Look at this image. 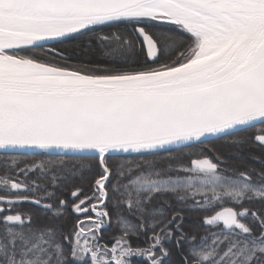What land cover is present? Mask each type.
<instances>
[{"label":"snow or ice","instance_id":"1","mask_svg":"<svg viewBox=\"0 0 264 264\" xmlns=\"http://www.w3.org/2000/svg\"><path fill=\"white\" fill-rule=\"evenodd\" d=\"M157 24L175 29L150 31ZM121 26L130 32L100 35L98 43L115 40L132 55L139 41L153 64L170 54L164 40L181 50L168 63L131 69L112 66L128 63L129 56L79 64L66 49L48 48L46 61L35 58V50L50 42ZM26 50L30 55L21 54ZM245 129H254L255 141L264 145V0H0V156L8 159L6 169L15 170L0 175V264H130L132 257L165 264L171 253L164 242L173 240L182 264H264V209L223 206L224 201H264V173L260 183L244 171L228 174L219 156L214 162L202 151L186 153L195 158L163 170L143 159ZM24 150L55 153L60 164L69 154L98 161L91 193L80 187L70 193L77 201L71 211L85 217L64 236L70 255L57 241V230L29 226L31 215L14 207L32 203L53 217L69 207L64 199L56 209L43 203L55 194L36 181L18 179L36 170L55 171L48 167L51 159L19 168L16 155ZM120 154L125 159L110 165L109 157ZM173 171L183 175L167 174ZM51 180L56 187L57 176ZM164 193L190 210L219 208L202 222L222 228L197 240L183 230V215L168 218V201L145 207ZM109 202L122 231L111 248L99 245L96 235L110 223ZM125 207L139 213L138 223L124 218ZM249 217L258 236L242 222ZM140 232L147 247L134 248L130 236Z\"/></svg>","mask_w":264,"mask_h":264},{"label":"trees","instance_id":"2","mask_svg":"<svg viewBox=\"0 0 264 264\" xmlns=\"http://www.w3.org/2000/svg\"><path fill=\"white\" fill-rule=\"evenodd\" d=\"M175 29V25L171 24H157L150 31L156 33H168L171 30ZM111 32H121V33H129L130 29H125L121 26L119 29L117 28H97L94 31L87 32L84 34L75 35L74 38L65 40L63 43L53 42L48 45H45L43 49L35 50V58L44 62L46 61V57L51 55L46 52L48 48H56L60 50L66 49L71 56L72 63H108L112 58H115L117 61L122 56H129L128 63H115L112 66L122 69H131L138 68L141 66L148 67H157L159 64L168 63L171 60L176 58L177 51L181 50L177 48V45L171 43L167 40H164V49L167 53L155 63H151L148 58H146V50H143L137 41L135 53L129 55L122 47L118 46L115 40L111 42H104L103 44L98 43V37L100 35H107ZM155 39V37H154ZM163 39V38H161ZM105 53H109V56H105ZM22 55H30V50H26L21 53ZM259 127V126H258ZM258 134L254 129H245L233 134L232 137H224L220 139H212L208 140L203 144L193 145L192 147H181L174 148L171 151H163L155 156H145L144 160H151L154 162L155 168L159 170L166 169L168 164L171 163L173 166L177 164H187L191 158L188 155H185L189 152H203V154L213 159L215 162V157L219 156L221 160L225 163L221 164V168L228 169L231 174V170H235L236 172L244 171L251 178L260 183V173H264V145L257 143L255 141V135ZM242 139L243 142L236 144L227 141H231L233 139ZM182 157V158H181ZM129 159H135L137 163L141 164L142 168L146 166L142 163L141 158L133 157L131 154L128 156ZM181 158V159H176ZM16 159L19 160L18 167L23 168L25 165H31L37 161H48L49 159L53 160L54 163L48 165L50 169H55V171H49L45 175H41L39 170L32 171L25 178L23 174L19 176L18 179H26L28 182L36 181L37 184L44 185L45 189L49 192H53L55 195L53 198L46 199L43 203H51L56 209L59 205V200L64 199L68 202L69 207L67 209H63L64 215L60 217H53L51 212H45L42 208L34 206L28 203H21L15 205L16 211L24 214L27 213L31 215V227L36 228H44L52 227L54 230H57L56 239L58 242L62 243L63 247L67 250V253L70 255V247L67 242L64 241V236L70 233L75 227L76 222L78 220H84L85 217L82 215H76L71 211V204L76 203L77 201H73L70 197L71 191L75 188L80 187L84 190L86 194H90L92 191V185L94 183V179L98 174V161L93 156H68L65 158L63 164L59 163V158L53 154H26L23 156L16 155ZM125 159L124 155H113L109 157L110 165L118 164ZM6 163H8V159L5 156H0V175H4L6 171H10L13 175L15 174V170H8L5 168ZM81 165H87L81 169ZM75 170V174H71L68 170ZM168 175L175 176L177 174L183 175V173H176L175 171L167 173ZM56 175V187L52 186L51 176ZM66 177V178H63ZM40 194H43V189H38ZM0 194H3L0 192ZM83 197H81L82 199ZM196 199H201V197H196ZM163 201H168L170 207H165V211L168 215V218H171V215L174 212H179L184 216L183 222V230L187 233L195 234L197 240L206 234L212 232H218L222 228L220 226H204L202 220L205 216H210L214 214V211H218L219 208L214 209L213 211H203V210H190L185 205L181 204L175 199V196L170 193H164L161 195H156L147 204L145 207L148 209L164 207L162 204ZM191 203V200L187 202ZM224 207H233L237 211H242L244 208H249L252 210H262L264 209V201H259L253 199L251 201L245 200L241 205L233 204L229 201H224ZM107 211L110 216V223L103 227L96 235L99 237L97 243L99 245H107L109 248L112 246L115 237H119L122 235V231L120 230V226L117 223V215L114 213V210L111 206V202L108 204ZM5 214H15L13 213H5ZM124 218L130 223H138L139 222V213L135 211L129 212L125 207L122 209L121 213ZM88 215L94 216L93 213L89 212ZM244 223L250 224L253 226L254 235H259V228L255 226L251 220V218H247L242 220ZM87 228L88 225H85ZM148 236L151 233H147ZM179 235V233H176ZM147 236L140 232L136 235L130 236V243L132 247H147L146 244ZM212 237L209 236V242H211ZM164 247L169 249L171 253L170 260H166L165 264H182L181 261V252L177 250V246L175 244V240L168 242H164ZM184 249L187 248V245L182 246ZM187 255V251L183 253ZM130 264H146V261L143 257H132L130 260Z\"/></svg>","mask_w":264,"mask_h":264},{"label":"water","instance_id":"3","mask_svg":"<svg viewBox=\"0 0 264 264\" xmlns=\"http://www.w3.org/2000/svg\"><path fill=\"white\" fill-rule=\"evenodd\" d=\"M172 25V24H171ZM50 43H53V42H50ZM49 43V44H50ZM258 143V142H257ZM19 151V150H18ZM24 153H26V154H32V150H24ZM37 154H40V152H37ZM51 154H53V155H56L55 153H51ZM120 155H123V154H120ZM69 156H72L71 154H69ZM84 156H88V155H84ZM28 204H32V203H28ZM32 205H34V204H32ZM34 206H36V205H34ZM38 207V206H37ZM203 221V220H202ZM203 223V222H202ZM204 225V224H203ZM205 226V225H204ZM207 227H209V226H207Z\"/></svg>","mask_w":264,"mask_h":264},{"label":"rangeland","instance_id":"4","mask_svg":"<svg viewBox=\"0 0 264 264\" xmlns=\"http://www.w3.org/2000/svg\"><path fill=\"white\" fill-rule=\"evenodd\" d=\"M86 228V227H85ZM111 248V247H110ZM89 264H90V261H89Z\"/></svg>","mask_w":264,"mask_h":264}]
</instances>
